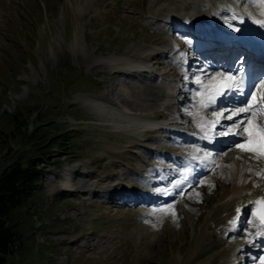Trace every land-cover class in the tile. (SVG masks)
<instances>
[{
  "label": "rangeland",
  "instance_id": "obj_1",
  "mask_svg": "<svg viewBox=\"0 0 264 264\" xmlns=\"http://www.w3.org/2000/svg\"><path fill=\"white\" fill-rule=\"evenodd\" d=\"M157 1L0 0V169L19 152L46 157L39 164L43 166L39 190L13 209L21 238L7 260L16 264H205L216 255L210 250L212 238L200 237L199 229L215 206H205L203 200L220 191L216 179L224 180L223 168L210 179L208 170L191 167L196 172L193 184H183V190H174L168 200L161 199L167 188L164 183L156 186L158 173L171 170L181 175L186 169L184 157L206 154L221 164L234 156L256 172L262 168L264 152L244 145L248 122L236 133L227 128L229 124L215 129L217 143L233 139L221 143L218 151L187 140L188 135L200 134L187 122L197 106L200 82L193 73L180 79L178 60L170 49L162 51L161 57L153 54L166 40L192 50L193 37L152 11ZM168 1L179 9L172 17L181 22L189 13L209 10L200 0ZM189 56L194 68L209 60L198 52ZM109 57L127 58L132 64L123 68ZM142 59L150 71H135L142 69L134 65ZM189 80L194 83L189 85ZM169 88L174 94L167 95ZM254 102L246 106L251 110ZM15 111L25 124L18 136L10 133V113ZM111 111L113 118L107 114ZM125 111L168 122L176 129L144 130L137 123L115 127ZM210 111L203 116L212 117ZM160 112L170 119L163 120ZM254 118L258 123L264 119L262 114ZM234 134L239 136L233 138ZM68 171L76 181L74 190L63 185ZM120 184L126 191L112 199ZM147 196L160 199L136 201ZM242 203L252 209L250 200ZM222 242L230 248L237 244L229 233ZM251 248L234 254L239 264L262 263L263 258L261 263L259 258L247 260Z\"/></svg>",
  "mask_w": 264,
  "mask_h": 264
},
{
  "label": "bare ground",
  "instance_id": "obj_2",
  "mask_svg": "<svg viewBox=\"0 0 264 264\" xmlns=\"http://www.w3.org/2000/svg\"><path fill=\"white\" fill-rule=\"evenodd\" d=\"M200 1H202V5L205 4V7L209 10L207 12H203L200 15L195 12L193 14L189 13L184 22L178 21L177 19L173 18L176 14L175 11L179 10L174 5V2H169L168 0H158L153 5L152 11H154L162 18L168 20L170 19L169 22L173 21L175 28L184 31L186 30V32L191 33L190 35H192L193 37L191 46L192 50L183 48L181 47V45H179L178 43L176 44L173 41L166 40L163 43H160V45H158L157 47L155 46L156 54L153 55L161 57L162 50L159 49H161L162 47H167L170 50L175 49L174 53H179L181 55V57H179L178 59L177 67L183 70V77H186L187 73H193L197 75L200 84L197 87V91L195 93L197 97L195 99L197 100L195 112L188 119L191 123V127L205 130V128L207 127L212 128L213 126H215V128L221 129L231 121L239 118L240 115H248V118L246 117V120L250 121V123H248L249 133H247V142L244 145L248 148L252 147L264 152V129H262L261 127L263 123L261 124L260 122L258 123L257 121H255L254 115H252V111L255 110V108H259V111L262 112V115L264 117V76L261 77L259 85L256 87L255 91L247 102L253 103L254 100L256 101L258 99L259 104L254 102L255 105L251 108V112L247 109L243 112L237 109L233 112V114H231V112L225 110L224 106H222L223 104L221 103L225 100L230 101L234 97L222 98L217 103H214L216 95H214L213 88L216 84L218 86L229 84L228 81L231 79V76L228 75L226 71L231 67L232 64H220L215 60V63L210 65L205 64V69L199 71L197 70V68L193 67L188 54L190 51L193 52V50H197L202 54L206 53L207 55L211 56L218 55L219 53H221V55H227L225 53L228 52V50L225 51L223 47L224 43L221 41L222 36H219L220 34L227 35V39H235L238 41H242V39L245 38H250L256 41H264V0H249L250 4L248 6L246 5L247 3L245 2V0ZM155 56H152L151 58L155 59ZM123 57H109V59L114 62V65L123 64V66L121 65V67L127 68L132 64V61ZM134 65L137 68L142 67V69L135 68L136 70H143V68L149 67L144 59L136 61ZM124 71L126 70L124 69ZM204 74L208 76L205 77ZM181 78L182 77H180V79ZM205 78H207V80ZM210 82H212V85L209 88L208 84ZM167 93V95L174 94L171 88H169ZM166 97H164V99H166ZM99 109L101 112H106V110L102 107H100ZM222 109H224L223 112H221ZM205 110H211L212 117L203 116ZM121 113L119 118L125 123L123 124L122 122H120V119L119 121H116L114 124L115 127L118 128H122L125 125H132L137 123L139 128H145L144 130L149 128L151 130H157L156 127H160L159 125H166L164 123H159V121L157 120L156 122L153 121L151 117L147 115L136 117L134 115L128 114L127 111H125L123 114ZM107 114L111 115V118H113L114 116L113 111H111L110 113L107 112ZM242 127H244V124ZM242 127L238 128V130H241ZM208 132L211 133V130ZM187 140L201 141L200 138L190 135L187 136ZM232 140L233 139L231 137L220 140V143L216 144L213 148L218 151L220 149L221 143L228 141L230 142ZM228 160L229 161H227L226 159L227 162L221 164V161L218 159H210L208 157V154L204 155V157L202 158L197 159H190L189 156H186L183 158L184 166L186 167V169L185 171H183V173H181L182 176L171 172V170H169V172L167 171L165 175V173L163 172L164 174H162L160 170L158 176H160L161 178L159 180H155L157 181L156 186L159 184V182L164 183L165 188H167L165 189L166 192H163L164 198H162V196L161 199L168 200L175 195L176 191L181 192V190H183V188H181L183 184L184 187H186L187 183L193 182L195 180L196 172L191 170V167H195V165H197L196 168H199V171L201 172L208 170L210 179H215V175L213 173H216L217 170L220 171L221 168H223V171H220V173H223L224 180L216 179V186L218 185V188H216L220 191L218 192L216 190V192H218L217 195L215 194L216 197H210L206 194L208 198L204 199L202 203L208 207L211 203H215V206L210 208V210L208 211V216L204 220L202 228L199 229L200 237H202L203 239L205 238V240L206 238H212L211 241H213V243L210 250L216 252V255L214 257H212L211 255L210 257H208L205 264H239V262L236 261L234 254H236L238 250L243 251L244 248H251V246H253V248H251L252 256L247 260L251 261L253 259L256 260L257 258H263L262 263L261 259L258 263L264 264V232L259 227V224H257V221L253 218L250 209L242 206V202L245 199L251 200L252 202H255L256 200L264 201V162L262 168H260L256 172H253L250 171L251 168L248 169L246 167L242 160L234 158V156H231V158ZM65 178L66 181L63 185L69 190L76 189L77 185L75 179L72 176V171H68V176ZM115 188L117 189L114 190L115 195L112 199L118 198L119 195L124 192L122 191L124 188L122 184L116 186ZM184 190H186V188ZM158 199L160 198L147 196L146 199L141 198L137 199L136 201L147 202L157 201ZM127 200L132 199L126 198V201ZM237 209H239V211H237ZM201 216L202 215L200 214V219ZM246 220L248 221V223ZM227 233L236 237V247L230 248L223 246L224 242L222 241Z\"/></svg>",
  "mask_w": 264,
  "mask_h": 264
},
{
  "label": "trees",
  "instance_id": "obj_3",
  "mask_svg": "<svg viewBox=\"0 0 264 264\" xmlns=\"http://www.w3.org/2000/svg\"><path fill=\"white\" fill-rule=\"evenodd\" d=\"M10 114L13 121L10 133L18 136L24 131L25 124L17 115V111ZM45 161V153L23 156L22 152H19L15 159L0 169V264H16L7 260V255L13 252L21 238L12 212L16 206L26 202L39 190V181L43 174V166L39 164Z\"/></svg>",
  "mask_w": 264,
  "mask_h": 264
},
{
  "label": "snow or ice",
  "instance_id": "obj_4",
  "mask_svg": "<svg viewBox=\"0 0 264 264\" xmlns=\"http://www.w3.org/2000/svg\"><path fill=\"white\" fill-rule=\"evenodd\" d=\"M242 111H244V110L242 109ZM237 211H239V209H237Z\"/></svg>",
  "mask_w": 264,
  "mask_h": 264
}]
</instances>
